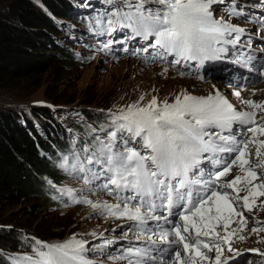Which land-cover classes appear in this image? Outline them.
Returning <instances> with one entry per match:
<instances>
[{"label":"snow or ice","instance_id":"snow-or-ice-1","mask_svg":"<svg viewBox=\"0 0 264 264\" xmlns=\"http://www.w3.org/2000/svg\"><path fill=\"white\" fill-rule=\"evenodd\" d=\"M107 2L114 4V0ZM149 3L158 7H146ZM221 3L224 0H137L135 4L125 0L127 11L117 8L105 12L96 21L98 28L94 30L110 34L117 27L131 29L133 37L151 39L148 47L156 52L149 58L151 61L163 60L171 64L195 61L199 72L205 62L219 59L228 51L223 45L235 46L245 31L223 17L215 18L212 6ZM228 14L240 16L242 13L234 6ZM232 33L237 34L233 39L225 38ZM168 56L173 60L169 62ZM250 59L243 66H247ZM184 74L191 75L181 73ZM258 74L264 76V64L259 66ZM198 78L203 79V76L198 75ZM234 94L239 96L240 92ZM143 100L141 96L126 109L111 113V131H107L106 139L96 136L92 146L83 148V159L74 154L73 160L65 156L59 164L68 175L76 176L97 191L106 192L117 202L94 203L86 197L77 198V190L67 187L58 191L68 196L70 203L88 204L99 210L101 216L132 221L125 236L133 230L137 239L146 236L147 246L128 247L110 259L126 260L127 264H148L149 261L153 264H202L211 260L202 251L206 249L207 252L214 250V264H221L222 250L216 241H227L216 231L217 227L222 222L223 230L227 231L233 216L241 217L246 223L243 211L233 207V203L242 200V209L251 212L256 198L264 196V181L253 183L264 175V172H257V169H264V140L257 138V134L264 136V116L257 120L255 112L236 110L218 90L215 95L206 97L181 92L172 103L164 100L158 104L153 96L141 106ZM244 103L254 109H264V104L251 100ZM234 123L247 126L239 137L232 131ZM224 131L229 134L223 135ZM244 132L251 133V137L245 140ZM253 145L254 163L249 159ZM222 153H227L228 157L218 155ZM203 159L212 160L218 169L205 174L201 167ZM234 166L245 175L222 182L221 177L228 175ZM242 180L247 186V195L240 197L241 189L237 185ZM250 197L252 204H249ZM149 221H156V224L150 225ZM256 223L260 227H253L252 232L264 230V223ZM33 240L32 252L10 256L11 264H96L89 258L93 249L75 236L56 244ZM111 243L104 241L95 249L103 254L105 246ZM249 251L258 252L257 249ZM242 256L237 253L232 259Z\"/></svg>","mask_w":264,"mask_h":264},{"label":"rangeland","instance_id":"rangeland-1","mask_svg":"<svg viewBox=\"0 0 264 264\" xmlns=\"http://www.w3.org/2000/svg\"><path fill=\"white\" fill-rule=\"evenodd\" d=\"M12 1L0 0V12H7ZM31 1L37 2V0ZM72 1L78 5L73 17L75 22H71L72 24L63 22L59 25L61 38L57 42L76 54L77 60H67L65 57L55 54L57 56L55 65L48 66L44 74L34 78L4 83L0 87V108L7 110L34 108L47 106V103H51L52 100L57 101L53 103L55 104L53 107L56 105L63 106L58 107L60 108L58 111L52 108L51 113L65 126L66 136L72 142L76 141L72 145L76 154L77 149L92 146L96 136L106 139L107 131H111L109 127L111 125L110 114L118 113L120 109H126L128 105L139 101L141 96L144 97V100L140 101V105L144 106L153 96L156 97L159 104L164 100L169 103L174 102L175 97L181 92L193 96H207V91H211L214 95L217 88L219 91L221 85L215 81L219 79L221 72L228 70L229 67L199 69L197 72L194 70L195 66L186 62L188 66L186 72L191 73L189 76L190 78L194 77V79H185L168 69V67H174L176 64L163 60L151 61L149 58L156 54L154 48L148 47L151 41L144 43L141 37H133L131 29L129 31L128 28L117 27L110 34H101L95 31L94 29L98 28L96 21L106 12L103 10L107 9L101 0L96 2L90 0ZM134 1L128 0V2L135 4ZM89 5L91 7L87 8ZM152 5L154 4L149 3L146 6L155 8ZM243 5H249V2L224 0V3L213 4L212 10L216 19L223 17L229 23L242 28L245 25L248 26L247 18L249 16L241 18L229 16L228 13L234 6L237 11L245 10ZM109 7L110 11L117 8L125 9V0H114V4H110ZM126 10L128 9L126 8ZM91 13L94 14L95 19L88 22L86 16ZM81 18L86 21H80ZM231 36H236V34L233 33ZM232 53L236 55L234 51ZM167 60L170 62L173 57L168 56ZM215 70L218 74L213 73ZM198 75H203L206 82L197 81ZM208 78H210L209 81H207ZM211 80L215 81L212 82ZM211 83L218 85L206 87ZM222 91H224L223 88ZM47 96H54L55 99H49ZM81 109L89 110L90 113H83ZM94 110L106 113L105 116H100L101 121L104 122V126L100 128L90 123L91 112ZM80 115H82V121L98 130V133H94L90 129L80 133L76 130L85 137L84 140L89 141H84L81 146L78 145L77 141L79 137L71 129L69 123ZM78 127L83 128V124H78ZM102 129L105 130L102 131ZM38 131L40 132L39 129ZM60 150L65 153L69 160L72 159L73 154L69 145L65 144ZM60 153L62 159L56 163L57 167L65 157L62 152ZM46 158H48L47 155ZM53 170L55 171L54 168ZM59 175L64 178L63 182H60L58 177V181H56L54 177L49 178L40 173L34 174L35 180L41 179L42 188L46 191L45 194L54 195L43 197L45 200L38 196L15 204H8L0 200V235L9 236L13 232L21 231L25 236L35 239L37 237L51 244L62 243L73 236L78 240L87 241L88 238L92 237V233L96 234L97 232H103L106 235L112 234L116 238L124 236L126 228H124L123 223L127 221L126 218L115 219L107 215L101 216L98 214L99 210H94L88 204L70 203V198L62 195L58 189L72 188L77 190V198L86 197L94 203L103 201L109 203L108 196H91L86 192V185L81 179L68 175L60 167ZM81 189L82 191H79ZM56 195L60 200L56 198ZM2 242L4 241L2 240ZM100 243L99 241L86 245L89 249H93L89 252V258H93L95 246L100 245ZM111 246H113L112 243ZM113 250L109 254L104 251L103 254L99 251L96 252L103 256L98 259L127 264L126 260L110 259V257H117L123 252H118L115 248ZM31 252L32 250L27 253ZM97 256L100 257L98 254Z\"/></svg>","mask_w":264,"mask_h":264},{"label":"trees","instance_id":"trees-1","mask_svg":"<svg viewBox=\"0 0 264 264\" xmlns=\"http://www.w3.org/2000/svg\"><path fill=\"white\" fill-rule=\"evenodd\" d=\"M103 1L108 4L107 0ZM8 9L5 13L0 12V87L9 81L44 74L48 66L55 65V54L67 60L76 58L56 41L61 38L60 22L74 21L72 14L77 6L71 0H37L35 3L13 0ZM47 97L55 99L54 96ZM50 102L47 106L34 108H0V200L5 203L15 204L31 197L42 199L47 196L41 179H34L35 173L58 181L56 172L45 163L41 153L70 145V140L51 113L50 107L57 101ZM85 110L82 112L89 111ZM104 113L92 111L90 123L98 128L104 126L100 117L105 116ZM73 121L71 126L79 133L91 129L88 123L79 128L80 123ZM0 241V264H11L10 256L27 253L34 244L21 231L9 236L1 234Z\"/></svg>","mask_w":264,"mask_h":264},{"label":"bare ground","instance_id":"bare-ground-1","mask_svg":"<svg viewBox=\"0 0 264 264\" xmlns=\"http://www.w3.org/2000/svg\"><path fill=\"white\" fill-rule=\"evenodd\" d=\"M205 65V64H204ZM217 67V66H216ZM229 67V64L228 65H226L225 66V68H228ZM230 73H232L231 72V70H226V71H224V73L222 74V76H226L227 74H230ZM235 74V73H234ZM234 74H232V75H234ZM177 80V79H176ZM175 80V81H176ZM214 86H217V85H214ZM214 86H212L211 84L210 85H207L206 87H214ZM224 89V93H229L230 95H231V93L232 94H234L235 92H237V90L235 89V88H232V84H231V86H230V89L229 90H226L225 88H223ZM207 90H209V89H207ZM218 90V88L216 89V91ZM208 92V91H207ZM210 93H211V91H209ZM215 92V91H214ZM231 92V93H230ZM222 93V92H221ZM236 96V95H235ZM236 101H237V103L240 101V98H238V96H236ZM238 105V104H237Z\"/></svg>","mask_w":264,"mask_h":264},{"label":"clouds","instance_id":"clouds-1","mask_svg":"<svg viewBox=\"0 0 264 264\" xmlns=\"http://www.w3.org/2000/svg\"><path fill=\"white\" fill-rule=\"evenodd\" d=\"M263 172V171H262ZM262 219L264 220V216L262 217Z\"/></svg>","mask_w":264,"mask_h":264}]
</instances>
